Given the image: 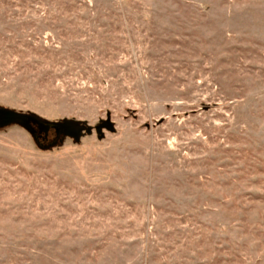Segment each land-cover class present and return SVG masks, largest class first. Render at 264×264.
Segmentation results:
<instances>
[{
    "label": "rangeland",
    "instance_id": "rangeland-1",
    "mask_svg": "<svg viewBox=\"0 0 264 264\" xmlns=\"http://www.w3.org/2000/svg\"><path fill=\"white\" fill-rule=\"evenodd\" d=\"M0 110V264H264V0H0Z\"/></svg>",
    "mask_w": 264,
    "mask_h": 264
},
{
    "label": "water",
    "instance_id": "water-1",
    "mask_svg": "<svg viewBox=\"0 0 264 264\" xmlns=\"http://www.w3.org/2000/svg\"><path fill=\"white\" fill-rule=\"evenodd\" d=\"M7 114V119L5 121L0 120V125L8 124L11 121H16L21 127H23L33 138L37 146L41 148H46L41 146L38 141V136L35 133L34 126L38 127L39 133H43L47 136L49 128H54L59 134L62 132L65 136L73 138L75 141H78L83 133L90 134L92 128L90 126L80 125L76 122H63V123H50L42 119H39L35 116L28 114H19L4 110ZM99 128H106L109 131L113 130V126L110 121L107 119Z\"/></svg>",
    "mask_w": 264,
    "mask_h": 264
},
{
    "label": "flooded vegetation",
    "instance_id": "flooded-vegetation-1",
    "mask_svg": "<svg viewBox=\"0 0 264 264\" xmlns=\"http://www.w3.org/2000/svg\"><path fill=\"white\" fill-rule=\"evenodd\" d=\"M7 119V114L4 112V110H0V120L5 121ZM34 130L36 135L39 137L38 141L41 146L48 147L53 142L50 140V134L47 132V136L43 133H39L38 127L34 126ZM48 130H55L54 128H49Z\"/></svg>",
    "mask_w": 264,
    "mask_h": 264
}]
</instances>
